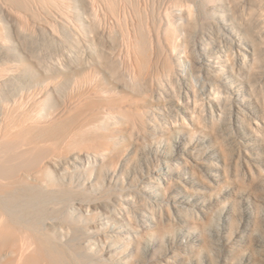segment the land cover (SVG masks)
<instances>
[{"label": "rangeland", "instance_id": "1", "mask_svg": "<svg viewBox=\"0 0 264 264\" xmlns=\"http://www.w3.org/2000/svg\"><path fill=\"white\" fill-rule=\"evenodd\" d=\"M22 1L0 0V105L10 106L20 134L37 135L21 163L45 152L66 160L43 163L51 196L25 206L40 212L41 230L86 264H264V0H212L230 4L259 50L247 69L215 74L201 62L196 34L222 41L221 54L233 45L200 1L189 0L186 32L177 0H93V10L85 0ZM20 2L35 30H20L8 14ZM118 4L115 20L109 8ZM41 21L55 22V32ZM169 24L176 55L157 46ZM125 104L135 110L116 109ZM27 116L41 128L27 127ZM3 179L1 188L15 189Z\"/></svg>", "mask_w": 264, "mask_h": 264}, {"label": "bare ground", "instance_id": "2", "mask_svg": "<svg viewBox=\"0 0 264 264\" xmlns=\"http://www.w3.org/2000/svg\"><path fill=\"white\" fill-rule=\"evenodd\" d=\"M12 1V0H11ZM24 1H28V0H23L22 2ZM77 1V0H76ZM86 1V4L87 6L93 10V7H94V1L93 0H85ZM110 1V0H109ZM113 1L115 2V0H111V3H113ZM193 1V0H191ZM197 1H200L201 4H203L205 6V9H207V11L209 13H211L212 15H218L221 17V23L224 27L225 30H227L228 32H222V30L220 31L221 33V37L224 39V40H227L231 43V46L229 49H230V53L229 51L226 53V54H221L220 50L222 48V41L221 43L218 42L216 40L215 37H213L211 34H209V37H211V40H209V38H206L204 39L203 36H199V34H196V42L198 43V47L200 49V55H201V62L204 63L205 65V69L207 71H209L211 74H215L217 69H223L224 67H228L229 70L233 71L238 69V71H241L242 69H247V67L250 66V63H253V62H256L258 60V56H259V50H258V47L256 46V44L254 42L251 41L250 38L246 37L240 30V23H238V21L235 19V16L234 14L231 12L232 9L230 8V4H229V7H223L222 6H218V5H214L212 3V0H197ZM220 1V0H219ZM3 2V1H2ZM22 2H20V4H16V6L14 8H11L8 11V14L15 20V23L17 25H19V29L20 30H24V31H28V30H35V29H32V24H30V22H28L27 18V11H26V8L24 5H22ZM223 1H221L222 3ZM28 3V2H27ZM42 3V2H41ZM107 5L110 3L106 2ZM118 3V2H117ZM122 3V2H121ZM120 3V4H121ZM199 3V4H200ZM14 4V3H13ZM12 4V5H13ZM36 4V3H35ZM217 4V3H216ZM27 5V4H26ZM110 5V4H109ZM112 5H116V2L115 4H112ZM110 5V6H112ZM174 5H176L177 7H180L178 10L180 12L179 15L180 18L185 21H183V28H185V32H186V29L188 30H191L193 28V24H192V6L190 4V1L189 0H177L175 1ZM193 5V4H192ZM196 5V4H195ZM220 5V4H219ZM232 5V4H231ZM29 6V4H28ZM60 6V5H59ZM108 6V7H110ZM122 6V7H121ZM119 5L116 6L117 7V10L116 8H109V11L110 13L114 16V19L116 17V15L119 16V13L123 10V5ZM175 6V7H176ZM228 6V5H227ZM8 7V5H7ZM32 7V6H31ZM107 7V8H108ZM6 8V5L4 6V9ZM9 8V7H8ZM192 8V9H191ZM95 9V8H94ZM34 10V9H33ZM61 10V9H60ZM37 11V10H36ZM201 11V10H200ZM203 11V10H202ZM107 12V11H106ZM178 12V13H179ZM1 13V12H0ZM32 13V12H31ZM123 13V12H122ZM168 19V22L167 23H170L171 21V17L170 16V13L167 12L165 13ZM176 14V13H175ZM108 15V14H107ZM122 15V14H121ZM194 15V13H193ZM61 17L64 18V15L60 14ZM123 16V15H122ZM176 16V15H175ZM54 17V16H53ZM1 18V17H0ZM58 18V17H56ZM60 18V17H59ZM66 18V17H65ZM101 18V17H100ZM117 18V17H116ZM8 19V18H7ZM43 19V18H42ZM96 19V18H95ZM2 20V19H1ZM60 20H63L60 18ZM117 20V19H115ZM64 21V20H63ZM62 21V22H63ZM95 21V20H94ZM120 22V21H118ZM172 22V21H171ZM32 23V22H31ZM54 23H52V21H44V22H40L39 24V28L43 31H47L51 34H53L55 31H54ZM11 26V25H10ZM36 26V24H35ZM69 26V25H68ZM57 27V26H56ZM67 27V26H66ZM96 27V26H95ZM101 27V26H99ZM8 28V27H7ZM6 28V29H7ZM38 28V26H37ZM61 28V27H60ZM104 28V27H103ZM106 28V27H105ZM109 28V27H108ZM107 28V29H108ZM5 29V30H6ZM107 29H103L102 32L103 34L105 33H109L110 34V31L107 30ZM114 29V28H113ZM166 34H165V39L163 41H161V39L156 36V39H157V46L162 49H166L168 52L170 53H175V55L177 54V49L175 50L176 48V44L174 41L175 35H177V28H172L171 25L169 24V26H166ZM9 30V29H8ZM187 30V31H188ZM112 31V30H111ZM1 32V30H0ZM33 32V31H32ZM59 32V31H58ZM183 32V31H182ZM190 32V31H189ZM2 33V32H1ZM0 33V35H1ZM108 34V36H109ZM187 34V33H185ZM231 34V35H230ZM44 35V34H43ZM49 35V34H48ZM98 35V34H97ZM112 35V33H111ZM181 33L180 31L178 30V36H180ZM100 36V35H99ZM102 36V35H101ZM105 36V35H104ZM114 36V35H113ZM183 36V34H182ZM188 36V35H187ZM1 37V36H0ZM18 37V36H17ZM20 37V36H19ZM177 39V38H176ZM10 40V39H9ZM179 40V39H177ZM9 45V44H8ZM1 47H3V45L1 44L0 42V49ZM5 47V46H4ZM158 48V49H159ZM164 50V51H166ZM166 51V53H168ZM169 54V53H168ZM167 54V55H168ZM172 55V54H171ZM169 56V55H168ZM173 57V56H172ZM5 59V58H4ZM109 62V61H108ZM129 62V61H128ZM110 63V62H109ZM130 63V62H129ZM114 64V63H113ZM127 65V64H126ZM130 67V65H128ZM113 67V66H112ZM134 67V66H133ZM127 68V67H126ZM127 70V69H126ZM129 70V68H128ZM127 70V71H128ZM131 70V68H130ZM129 70V71H130ZM182 70L181 68H177V73L181 74V71ZM3 71V70H2ZM21 71V70H20ZM26 71V70H25ZM133 71V69H132ZM131 71V72H132ZM11 72V71H10ZM24 72V71H23ZM135 73V72H134ZM132 72V74H134ZM1 74V73H0ZM6 74V73H5ZM15 74V73H14ZM23 74V73H22ZM183 74V73H182ZM16 75V74H15ZM136 75V74H135ZM131 76V75H130ZM1 77L0 76V80H1ZM8 77V75H7ZM9 78V77H8ZM18 78V77H17ZM4 78H2V81H3ZM6 80V78L4 79V81ZM1 85V84H0ZM10 85V84H9ZM47 86V85H46ZM56 87V86H55ZM16 88V87H15ZM45 88V87H44ZM48 89V88H47ZM2 91V90H1ZM46 91V90H45ZM18 92V91H17ZM96 92V91H95ZM2 93V92H1ZM44 93V92H43ZM48 94V93H47ZM42 95V93H41ZM22 96V95H21ZM9 97V96H8ZM25 97V96H24ZM37 97V94L36 96ZM43 97V96H42ZM32 98V97H31ZM34 98V97H33ZM39 98V97H38ZM37 98V99H38ZM44 98V97H43ZM4 99V98H3ZM40 99H41V96H40ZM22 100V98H21ZM25 100V99H24ZM30 100V98H29ZM33 99H31V102H34L36 101V98L34 101H32ZM43 100V99H41ZM40 100V101H41ZM3 101V100H2ZM0 101V102H2ZM16 101V99H15ZM20 101V100H19ZM27 101V100H26ZM23 102V100H22ZM21 102V103H22ZM25 102V101H24ZM29 102V101H28ZM27 102V103H28ZM30 102V103H31ZM37 102V101H36ZM44 102V101H43ZM42 102V103H43ZM70 102V101H69ZM68 102V103H69ZM9 103V102H8ZM38 103V102H37ZM80 103V102H79ZM1 104V103H0ZM14 104V103H13ZM17 104V101L16 103ZM14 104V105H15ZM19 104V102H18ZM26 104V102L24 103ZM22 104V105H24ZM32 104V103H31ZM30 104V105H31ZM36 104V103H35ZM39 104V103H38ZM77 102L75 103V100L74 102H70L67 106L68 108L67 109H72V108H75L76 109V106H77ZM81 104V103H80ZM3 105V104H2ZM20 105V104H19ZM18 105V106H19ZM29 103H28V106H30ZM34 105V104H33ZM40 105V104H39ZM6 105L4 104V107ZM9 106V105H8ZM17 106V108H18ZM36 106V105H35ZM34 106V107H35ZM41 106V105H40ZM43 106V105H42ZM41 106V107H42ZM117 106V105H116ZM3 106L0 105V163H2V165L0 166V176L2 178H6V179H3V180H8V183H11L12 185L13 184H18L20 183V185L22 186H18L17 187H21V188H16L14 186L15 189L13 190H10V191H7L8 189L10 188H5L4 187V183L1 182V186L2 184L3 187L5 188H0L1 189H4L6 190V192L4 190H1L0 189V264H86L80 257L78 254H74L73 253H69L67 250H65L64 248H62L59 244H57L55 242V240L52 239V236L49 235V233H45L44 231L41 230V227H40V221H41V215L39 214L40 212H36L35 209L36 206L34 204H37V202L39 201V199H42L43 196L44 197H47L49 194L47 193V190L46 187L44 189V185L47 184V182H49L47 180V177L46 176V171H45V166L46 164H43L44 162L45 163H48V164H54L56 165V167L59 165L61 167V165H64L65 167V164L63 162L64 159L59 155H56L60 152H54L55 155H51L48 154L46 155L47 152H45V160H38L39 158L42 159V154L40 153V150H39V153H40V157L38 156L39 154H35V152H37L38 150L36 149L37 146L34 145L33 146V143L32 146L28 147L30 148V150L32 151H35L34 152V155L38 156V158H36V156H34L31 152V155H33L32 158H36L38 161H41V162H36V159H35V162H31V161H26L25 160H22L23 162L21 163V158H23V156L21 157V154H25L24 153H20L24 150H22L23 148V145L26 143V140L28 141V139L32 140L30 138V136L27 135L26 131V137L25 135L23 136L22 134L19 133V130H17V123L19 124V122L16 121V125H14V123H12V120L10 122V118L8 116V110H9V107H6L8 108V110L6 111V109L4 108ZM16 107V106H15ZM22 107V106H21ZM83 107V106H82ZM12 108V106H11ZM10 108V109H11ZM16 108V109H17ZM33 108V107H32ZM37 108V107H36ZM39 108V107H38ZM43 108V107H42ZM102 108H104L105 111L110 112V110L112 111L114 108L111 106H103ZM119 109L121 108L122 111H130V110H135L134 108H132V106L130 105H123V106H120V107H116V109ZM15 109V108H13ZM45 109V107L43 108V110ZM65 112H67L65 110V108H63ZM78 109V108H77ZM100 109V107H99ZM20 110V107L19 109H17V111ZM29 110V109H28ZM32 110H38V109H32ZM41 110V111H40ZM39 110V114L37 116L40 115V113L42 112V109ZM120 110V111H121ZM31 111V110H30ZM62 111V109H61ZM73 111V110H72ZM115 111V110H114ZM13 112V111H12ZM10 112V113H12ZM44 112V111H43ZM63 112V111H62ZM71 112V110H70ZM69 112V113H70ZM74 112V111H73ZM25 113V112H24ZM38 113V111H37ZM64 113V112H63ZM61 113L64 117V114ZM16 114V113H15ZM31 114V113H30ZM35 114V113H34ZM42 114V113H41ZM44 114V113H43ZM42 114V115H43ZM58 114V113H56ZM54 115L52 116L53 118H55V116L57 115ZM103 114V113H102ZM18 115V114H17ZM20 115V114H19ZM25 115V114H24ZM27 115V113H26ZM41 115V116H42ZM60 114H58V117ZM61 115V117H62ZM93 115V114H92ZM12 116V115H11ZM45 116V115H43ZM42 116V117H43ZM14 117V116H13ZM19 117V116H18ZM26 117V116H24ZM50 117V116H49ZM48 117V118H49ZM57 117V118H58ZM60 117V118H61ZM29 118V121L27 120ZM53 118H51L52 120L51 121H54ZM16 119V118H15ZM20 119V118H19ZM27 120L28 123H26V126L27 127H30V128H41V126L43 125V122L36 119V117L34 116H31V117H28L25 119ZM56 120V118H55ZM59 120V118H58ZM15 121V120H14ZM44 121V120H43ZM49 121V120H47ZM46 122V121H45ZM44 122V124H45ZM85 122V121H84ZM83 122V123H84ZM56 123V122H55ZM53 123V124H55ZM23 124V123H21ZM20 125V124H19ZM23 126V125H22ZM24 127V126H23ZM48 127V126H47ZM46 127V128H47ZM51 127V126H50ZM53 128V127H52ZM83 128V127H82ZM44 130V128H42ZM41 129V130H42ZM51 129V128H49ZM48 129V130H49ZM84 129V128H83ZM73 130V129H72ZM46 131V130H45ZM44 131V133H45ZM35 132V130H34ZM39 132V131H37ZM47 132V131H46ZM69 132V131H68ZM74 132V131H73ZM72 132V133H73ZM78 133V132H76ZM34 133H29V135H32ZM37 134V133H36ZM45 133V137L49 136ZM42 136H44L42 134ZM78 136V135H77ZM29 137V138H28ZM34 137V136H33ZM37 135H35V139H38L36 138ZM40 137V136H39ZM42 138V137H41ZM32 140V141H34ZM40 141L42 139H39ZM38 142V140H35V142ZM48 141V140H47ZM96 141V140H95ZM101 141V140H100ZM30 142V141H29ZM103 142V141H101ZM100 142V144H101ZM43 142H40V146L43 145L42 144ZM96 143V142H95ZM30 144V143H28ZM38 144V143H37ZM26 145V144H25ZM46 145V143H45ZM98 145V144H97ZM95 146V145H94ZM104 146V145H103ZM101 148V146L99 148H97L96 146V149H99L101 150L100 152H104V148ZM45 147V146H44ZM51 147V146H50ZM41 148V147H40ZM45 149V148H44ZM43 149V150H44ZM48 150V148H46ZM93 149V148H92ZM37 150V151H36ZM42 150V149H41ZM97 151V150H96ZM107 151V150H105ZM51 152V151H49ZM48 152V153H49ZM53 152V151H52ZM44 153V152H43ZM97 153V152H96ZM106 153V152H105ZM18 154H19V158L17 159L16 157H18ZM30 154V153H28ZM27 154V155H28ZM83 154V153H82ZM100 154V153H99ZM100 157H103L101 155H99ZM26 155V154H25ZM87 155V154H86ZM76 156V155H75ZM74 156V157H75ZM80 156V155H79ZM27 157V156H26ZM30 157V156H28ZM66 157V156H65ZM82 157V156H81ZM80 157V158H81ZM31 158V159H32ZM78 158V159H80ZM84 158V157H82ZM81 158V159H82ZM30 159V158H29ZM66 159V158H65ZM77 159V157H76ZM80 159V160H81ZM20 160V161H19ZM24 161L26 163H24ZM82 161V160H81ZM74 163V162H73ZM85 163V162H84ZM53 165V166H54ZM9 166H12L11 168H9ZM63 167V169H65ZM67 167V166H66ZM62 168V167H61ZM68 168V167H67ZM0 177V179H2ZM49 177V176H48ZM2 181V180H1ZM5 182V181H4ZM6 183V182H5ZM6 183V184H8ZM9 184V187L12 186ZM52 185V184H51ZM49 189V188H48ZM47 190V191H46ZM4 191V192H2ZM50 193V191H49ZM63 193V192H62ZM51 196V194H50ZM50 196H48L50 198ZM67 198V197H66ZM46 199V198H45ZM47 200V199H46ZM26 204V205H25ZM31 204L32 207L35 206L34 208H32L34 211H31L30 209H27L28 206H30L29 208H31ZM28 205V206H27ZM41 205V204H40ZM39 203H38V206H40ZM25 206H27V208L25 209ZM44 208V207H43ZM39 209V208H38ZM42 209V207H41ZM40 209V210H41ZM43 210V209H42ZM31 211V212H30ZM88 211V210H87ZM42 213V211H41ZM28 214V215H27ZM30 214L31 217H30ZM83 257V256H82Z\"/></svg>", "mask_w": 264, "mask_h": 264}]
</instances>
